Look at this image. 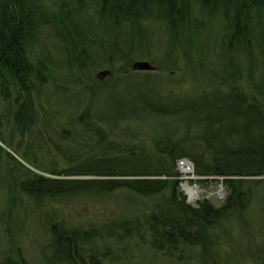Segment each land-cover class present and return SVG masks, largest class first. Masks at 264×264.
Here are the masks:
<instances>
[{"label": "trees", "instance_id": "16d2710c", "mask_svg": "<svg viewBox=\"0 0 264 264\" xmlns=\"http://www.w3.org/2000/svg\"><path fill=\"white\" fill-rule=\"evenodd\" d=\"M49 42L56 53L45 51ZM41 46L42 54L30 55ZM138 60L156 71H131ZM181 67L209 89L186 95L166 88L161 73ZM102 68L110 75L101 82L88 73ZM0 103V193L8 196L0 204V264H36L21 247L29 219L18 214L11 221L19 194L51 204L120 191L129 201L144 200L145 211L88 230L47 218V230L38 232L46 241L44 264H126L112 247L125 252L132 241L154 257L179 262L184 251L197 250L198 264H224L219 241L226 224L241 223L254 189L264 187V0H0ZM58 115L66 120L60 127L52 124ZM154 120L160 134L152 151L124 141L107 145L124 124ZM44 124L49 135L38 139ZM9 125L32 129L38 144L49 137L56 150L71 137L83 144L95 138L99 152L42 171L34 151L17 156L21 143L14 148L12 135L2 134ZM181 158L197 176L222 179L228 194L220 208L185 202L175 178ZM15 174L25 179L17 184ZM256 249L247 251L251 259L263 257Z\"/></svg>", "mask_w": 264, "mask_h": 264}, {"label": "rangeland", "instance_id": "374dc122", "mask_svg": "<svg viewBox=\"0 0 264 264\" xmlns=\"http://www.w3.org/2000/svg\"><path fill=\"white\" fill-rule=\"evenodd\" d=\"M44 50L45 49H43V46L36 47L35 49L33 48L31 50V54H29L34 55V51L36 54H42L41 52ZM45 51L49 53H56V49L50 45V42L47 44ZM101 70H104V68L88 73H93L95 79L99 81L96 78V75L97 72ZM170 73L172 72H164L161 74L168 75L167 80H170L171 84H168V81L166 80L164 85L166 88H169L174 92L191 95L200 93L206 87L208 89L210 87L209 84L207 85L195 82V80L189 74L190 72L184 71L183 67H181V69L175 74H172V76ZM182 77H184V83L182 81ZM173 79L175 81L181 79L178 80L181 81L180 84L178 85L176 83L175 85ZM50 102L54 104L55 98H53ZM42 103H44L46 108L49 109L48 105L45 103V99L42 100ZM4 109L5 105H0V111L4 112ZM39 120V123L45 121L43 118H40ZM60 123H66V120L58 115L57 118L52 121V124H58L60 127ZM42 126H44V129H42ZM37 129L39 130L38 139L40 137L47 138L49 134L46 133V124L37 126ZM159 131V120L147 121L143 123V125L138 123L124 124L121 130H117L113 132L112 135L107 137L106 143L108 146L118 148L119 146L116 145L118 144L117 142L124 141L132 145H142L145 148V151L150 152L153 148L154 139L157 138L156 133H158L157 135L160 134ZM2 134L12 135L11 137L14 148H16L15 145L18 142L21 143V148L18 149V153H16L18 157L22 158L21 155H23V153L26 155V152H29V150L31 152L34 151L33 153L38 159L37 167L41 166L43 168L42 171L46 172V169L61 170L76 165V161L84 158L85 155H87L88 150L92 152V155H94L99 152L98 149L100 148V145L95 138H92L87 144L84 143V145L82 142L77 140L78 137H71L72 140L68 143H63L60 141V145L57 144L59 145V148L57 147V151L54 145L51 143L49 137L48 139L44 140L43 143L38 144V141H36L35 131L29 129L26 132L20 133L16 129L14 130L12 125H9L8 127L5 126L2 130ZM80 147L83 149L79 150ZM92 147L96 148L95 152L91 150ZM14 150L17 151V149ZM28 156V159L32 161V159H30L31 154ZM23 163L28 168H32L27 163ZM28 163L30 164V162ZM34 170L39 174L48 176V174L46 175L41 170L33 169V171ZM2 171H5L4 167ZM21 171L23 173L24 169H21ZM25 174H29V172H26ZM25 174H20L19 176L15 174L17 184L25 179L23 178ZM193 176L191 174L185 173L179 174V172L178 177L180 179L175 176L179 181V190L185 197V202L190 206H196L200 202L207 201L213 207L220 208L228 194L227 188L221 184L222 179L202 176L198 180H195V178H198V176L197 174H195V177ZM191 179L192 181H190ZM186 187L197 189L198 195L191 199L186 194ZM14 190L16 194L18 189L14 187ZM4 193L5 191L0 193V204H2L1 201L6 200L8 197L5 196ZM19 195L21 200L16 199L17 202L15 205H13L14 209L11 213V221H14L15 223L18 214L19 216L26 215L29 219L30 228H28L27 232L24 233L25 237L21 241V247L26 249L27 259L36 264H44V261L41 258V250H43L42 248L44 245H46V241L41 235H38V232L41 231L43 235V233L47 230L48 224L45 221L47 218L54 217L55 222H62L67 228L88 230L92 228H101L103 225L113 221H118L125 216V218L137 216L135 208H138L137 211L139 213L144 212V206L146 204L144 200L135 197H133L131 201L125 199V197H131V195L125 191L117 192L111 198L105 200L82 201L77 197V200L74 198L71 200L63 199L62 201L55 200L51 204H49L48 201L47 203L44 202L42 204L40 202L34 203L31 200L30 202L29 200H25L26 197L23 194ZM9 196H14L12 191H10ZM253 199L254 202L248 208L247 214L245 217H243L241 223L237 221V219H232L226 224L228 228L227 233H222L223 238L219 241V253L221 254V258H223L222 262H224V264H264V255L261 259L254 260L251 259L247 253V251H250V248L253 250L259 248L264 252V187H258L254 189ZM34 229H36V231ZM16 236L20 237L17 232ZM225 236L227 237L225 238ZM18 243L19 240L15 242V245ZM103 244V241H100L99 246H103ZM112 249L116 254H124L123 258L126 261V264L129 262H131V264H198L197 255H201V253H198L197 250H193V254L192 252L188 254V251H184L182 255L184 259L176 262L173 259H167L158 256L154 257L153 253L147 248V246L135 241H132L131 244H129V248L126 249L125 252H123V250L118 246L112 247ZM188 256L191 258L187 259L186 257ZM243 256H245L246 259H244ZM241 258H243V260ZM107 264L113 263H110L109 261ZM218 264H220V260H218Z\"/></svg>", "mask_w": 264, "mask_h": 264}, {"label": "water", "instance_id": "95a60500", "mask_svg": "<svg viewBox=\"0 0 264 264\" xmlns=\"http://www.w3.org/2000/svg\"><path fill=\"white\" fill-rule=\"evenodd\" d=\"M131 71L135 72H153L155 68L148 61H135L131 65ZM110 74V71L105 69L97 72L96 78L101 81Z\"/></svg>", "mask_w": 264, "mask_h": 264}, {"label": "built area", "instance_id": "2783aa9c", "mask_svg": "<svg viewBox=\"0 0 264 264\" xmlns=\"http://www.w3.org/2000/svg\"><path fill=\"white\" fill-rule=\"evenodd\" d=\"M178 167L182 173H185V174L192 173V167H191L190 163L186 162L185 160L179 161Z\"/></svg>", "mask_w": 264, "mask_h": 264}, {"label": "bare ground", "instance_id": "6f19581e", "mask_svg": "<svg viewBox=\"0 0 264 264\" xmlns=\"http://www.w3.org/2000/svg\"><path fill=\"white\" fill-rule=\"evenodd\" d=\"M0 146H2L1 141H0ZM191 174H192V176L194 175L193 177H195V171L193 170V168H192ZM187 193L189 194V197L192 199L195 197L196 193L198 194V191H197V189H194V188H188Z\"/></svg>", "mask_w": 264, "mask_h": 264}]
</instances>
